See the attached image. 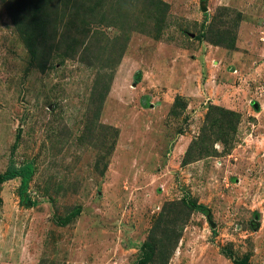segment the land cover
<instances>
[{
  "label": "rangeland",
  "instance_id": "374dc122",
  "mask_svg": "<svg viewBox=\"0 0 264 264\" xmlns=\"http://www.w3.org/2000/svg\"><path fill=\"white\" fill-rule=\"evenodd\" d=\"M167 4L41 68L0 0V264H264V0Z\"/></svg>",
  "mask_w": 264,
  "mask_h": 264
},
{
  "label": "trees",
  "instance_id": "16d2710c",
  "mask_svg": "<svg viewBox=\"0 0 264 264\" xmlns=\"http://www.w3.org/2000/svg\"><path fill=\"white\" fill-rule=\"evenodd\" d=\"M1 2L7 8L21 40L41 68L47 66L56 51L73 57L79 53L88 54L104 50L101 44L105 40L106 44L117 42L116 39L114 42L109 40L106 30L113 27L123 34L122 31L126 29L125 24L121 23V18L125 17L126 13L130 14L131 8L138 4V0H1ZM154 3L162 11V8L168 6L163 0H154ZM101 38L106 39L101 41ZM93 41L95 44L92 45ZM229 45H234L231 50L236 48L235 37ZM124 48L125 46L123 50ZM120 58L118 56V60ZM177 99L184 101L179 96ZM34 173L33 162L22 166L11 163L7 170L0 174V185L20 179V193L24 198L23 195L27 192ZM1 202L0 198V204ZM181 205L189 211L194 210L210 218V211L206 206L187 197L181 201ZM174 206L176 205L172 207ZM70 219L71 216L64 223H68ZM157 254V246L153 240L145 242L141 247V256L137 264H151L159 256ZM168 259L166 258L165 263Z\"/></svg>",
  "mask_w": 264,
  "mask_h": 264
},
{
  "label": "water",
  "instance_id": "95a60500",
  "mask_svg": "<svg viewBox=\"0 0 264 264\" xmlns=\"http://www.w3.org/2000/svg\"><path fill=\"white\" fill-rule=\"evenodd\" d=\"M28 206H31V203L27 204ZM211 222V221H210ZM211 226L214 227L215 225L213 224V222H211Z\"/></svg>",
  "mask_w": 264,
  "mask_h": 264
},
{
  "label": "crops",
  "instance_id": "0c3cea01",
  "mask_svg": "<svg viewBox=\"0 0 264 264\" xmlns=\"http://www.w3.org/2000/svg\"><path fill=\"white\" fill-rule=\"evenodd\" d=\"M163 1H166L167 2L168 0H163Z\"/></svg>",
  "mask_w": 264,
  "mask_h": 264
}]
</instances>
